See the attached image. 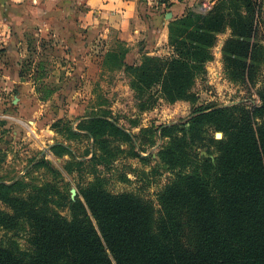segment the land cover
<instances>
[{"label": "trees", "instance_id": "obj_1", "mask_svg": "<svg viewBox=\"0 0 264 264\" xmlns=\"http://www.w3.org/2000/svg\"><path fill=\"white\" fill-rule=\"evenodd\" d=\"M182 1L156 3L172 9ZM243 1L258 18L259 0ZM239 15L226 12L222 3L205 14L189 10L169 23L172 55H151L142 48L140 65L125 60L127 49L107 53L117 59V68L133 73L141 107L153 105L156 85L167 100H195L194 78L210 59L226 19L233 37L224 54L240 64L243 74L250 70L247 62L255 45L245 39H251L256 29L253 23H242ZM92 121L97 129L110 125L127 134L105 117ZM190 123L184 129L187 145L178 146L179 153L173 148L160 153L169 156L171 167L181 170L160 193L159 209L138 194H112L96 186L84 190L85 201H70L67 216L49 205L50 194L41 188L23 194L25 190H16L20 181L1 183V197L12 212H0V222L19 221L32 231L27 247L0 241V264H264V96L253 109L198 106ZM209 126L224 132V138L215 141L220 151L215 160L188 151L187 134L194 141ZM176 128L162 126L161 133L170 136ZM191 162L194 170L188 172Z\"/></svg>", "mask_w": 264, "mask_h": 264}, {"label": "rangeland", "instance_id": "obj_2", "mask_svg": "<svg viewBox=\"0 0 264 264\" xmlns=\"http://www.w3.org/2000/svg\"><path fill=\"white\" fill-rule=\"evenodd\" d=\"M258 2V18L257 14L251 16L243 0H202L198 9L205 14L222 3L226 12L240 14L242 23H253L256 34L245 39L255 45L249 52L253 56L247 62L250 70L243 74L240 64L224 54L226 42L233 37L226 19L210 49V59L194 78L191 93L195 100H167L156 85L152 89L155 101L147 109L140 106L133 73L126 67L117 68V59L107 53L117 50L122 54L127 49L125 60L140 65L144 60L142 47L118 40L110 48L99 41L95 47L81 49V41L69 37L72 51L63 47L66 39L33 33L15 86L0 85V184L20 181L16 190H25L23 194L41 188L50 194L49 205L67 216L70 201H85L84 190L96 186L112 194H138L159 209L160 193L181 170L171 167L166 161L169 156L160 153L168 148L179 153L177 147L187 145L184 129L190 127L195 109L206 105L253 109L262 104L264 0ZM168 46V54L151 55H172L174 49ZM98 116L115 122L127 134L110 125L97 129L92 119ZM174 124L177 128L173 133L163 136L161 127ZM187 137L189 153L194 150L215 160L220 154L215 141L223 139L224 132L209 126L196 140H191L190 134ZM191 160H195L192 155ZM191 165L195 162L187 167L188 172L194 170ZM72 189L76 190L74 197ZM2 194L0 191V212H12ZM31 231V226L19 221L0 222V241L27 247Z\"/></svg>", "mask_w": 264, "mask_h": 264}, {"label": "crops", "instance_id": "obj_3", "mask_svg": "<svg viewBox=\"0 0 264 264\" xmlns=\"http://www.w3.org/2000/svg\"><path fill=\"white\" fill-rule=\"evenodd\" d=\"M156 1L159 0H0V85L15 86L33 33L66 39V49L71 47L69 37H76L81 49L95 47L99 41H105L110 48L121 40L149 54H168L170 21L191 9L198 11L202 0H183L172 9ZM169 12L173 14L171 18H167ZM79 63L77 59L78 68Z\"/></svg>", "mask_w": 264, "mask_h": 264}, {"label": "water", "instance_id": "obj_4", "mask_svg": "<svg viewBox=\"0 0 264 264\" xmlns=\"http://www.w3.org/2000/svg\"><path fill=\"white\" fill-rule=\"evenodd\" d=\"M173 16L172 12H169L167 14V18H171ZM221 134V133H220ZM219 136V133L217 134ZM221 136V135H220ZM72 195L73 197L76 195V190L75 189H72Z\"/></svg>", "mask_w": 264, "mask_h": 264}, {"label": "built area", "instance_id": "obj_5", "mask_svg": "<svg viewBox=\"0 0 264 264\" xmlns=\"http://www.w3.org/2000/svg\"><path fill=\"white\" fill-rule=\"evenodd\" d=\"M172 1H174V0H172ZM202 8V7H201ZM0 38H1V35H0Z\"/></svg>", "mask_w": 264, "mask_h": 264}, {"label": "bare ground", "instance_id": "obj_6", "mask_svg": "<svg viewBox=\"0 0 264 264\" xmlns=\"http://www.w3.org/2000/svg\"><path fill=\"white\" fill-rule=\"evenodd\" d=\"M220 134V133H219Z\"/></svg>", "mask_w": 264, "mask_h": 264}]
</instances>
